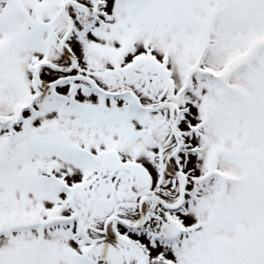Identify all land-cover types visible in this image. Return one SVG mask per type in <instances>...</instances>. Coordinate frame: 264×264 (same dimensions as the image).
Instances as JSON below:
<instances>
[{
  "label": "snow or ice",
  "instance_id": "6c2138e0",
  "mask_svg": "<svg viewBox=\"0 0 264 264\" xmlns=\"http://www.w3.org/2000/svg\"><path fill=\"white\" fill-rule=\"evenodd\" d=\"M0 264H264V0H0Z\"/></svg>",
  "mask_w": 264,
  "mask_h": 264
}]
</instances>
